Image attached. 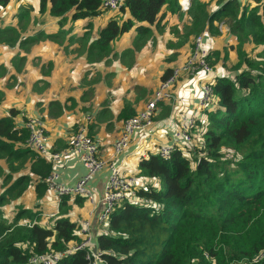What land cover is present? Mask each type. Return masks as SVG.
Segmentation results:
<instances>
[{
    "label": "trees",
    "instance_id": "obj_1",
    "mask_svg": "<svg viewBox=\"0 0 264 264\" xmlns=\"http://www.w3.org/2000/svg\"><path fill=\"white\" fill-rule=\"evenodd\" d=\"M9 1L0 0V8ZM33 1L34 15L27 16V24L0 28L1 43L21 46L20 34L41 13L52 18L60 34L64 20H69L70 31L75 21L86 20L89 25L91 18L104 11L101 0ZM211 1L192 0L186 11L191 20L183 37L173 43L179 47L188 36L205 29L219 34L218 23L228 18L227 31L234 41L223 52L211 48L206 55L210 64L218 65L211 105L201 109L191 126L192 142L185 148L176 145L167 157L156 151L139 157L136 174L153 177L155 183L137 188L138 198L148 203L118 202L109 213L107 228L96 233L106 264H252L241 258L264 250V0H215L210 7ZM165 8L178 10L177 0H125L118 9L124 16L107 18L87 45L86 61L106 57L111 42L130 31L135 33L133 47L123 52L140 50L153 28L161 26ZM170 70L166 68L160 77ZM6 75L0 71V78ZM4 96L0 88V104ZM52 105L62 114L65 103L51 99L48 107ZM160 106L157 118L171 110L163 102ZM4 108H0V160L6 167L0 164L4 182L0 201L10 203L33 180L36 197L41 198L48 189L50 160L26 143L28 116L15 106ZM128 108L124 106L119 115L134 114ZM69 196L60 197L52 223H43L38 211L20 205L10 220L0 221V264H32L28 261L31 254L64 250L79 241L78 222L68 214ZM82 197L75 195V200ZM22 217L35 222L20 225ZM87 262L85 251L78 249L55 264Z\"/></svg>",
    "mask_w": 264,
    "mask_h": 264
},
{
    "label": "crops",
    "instance_id": "obj_2",
    "mask_svg": "<svg viewBox=\"0 0 264 264\" xmlns=\"http://www.w3.org/2000/svg\"><path fill=\"white\" fill-rule=\"evenodd\" d=\"M18 3L16 6L19 5ZM32 3H34L33 0ZM177 3L179 9L174 12L169 8L163 9L161 26L153 28L150 39L146 41L151 43V45L145 47L146 49L144 48L146 52L143 51L144 49H141V51L135 50L138 51L137 55L130 62L127 60L120 61L119 65H117L115 59H118V57H113L114 59L110 62L108 60L104 62L101 59L91 63L87 62L85 56H83V64L74 68L73 65L67 64L66 55L57 51L41 52L39 54V49H33L31 52L26 53L25 56H20L19 62L16 64L11 61L13 57L8 60L11 62L9 64L5 63L6 58L4 55L0 57V71L3 70L4 74L9 73L10 76L12 74L15 75V77H11L9 82H6V76L0 78V88L5 91V102L3 101L0 104V108L5 109L4 107L6 106H15L27 116L40 118L46 131V140L49 148L52 151L62 153L59 160L53 164L54 169L58 172L57 180L59 182L73 185L85 171L77 153L69 147L70 136L75 130V126L83 120L85 115H91L87 128L98 144L99 155L106 159L111 158L113 156V140L119 133L121 120L125 117L119 115L123 111L124 106H129L128 110L131 111L133 109L135 114L143 107L145 101L151 95L164 70L182 62L188 55V50L178 52V48L173 44L178 39V34L183 33L184 28L191 20L188 13H186L189 9L184 11L180 7L179 0H177ZM191 3L192 0L190 5ZM214 5L215 0H213V4L210 7ZM6 6L7 4L1 7L0 11L5 9ZM112 15L110 13L107 14V18ZM44 18L46 17L44 16ZM47 19L48 24L53 27L52 18L47 15ZM223 20L220 22H224ZM85 22L86 20H77L75 24H82L84 27L86 26ZM19 24L20 22L16 25L18 26ZM30 30L31 26L29 25L26 28V32ZM70 31L73 33L77 29L73 27ZM201 33L203 35V44L207 50L210 48H222L215 42L213 44L209 42L210 37H208V34L216 35L215 33L209 32L207 29ZM134 34L133 31H130L122 34L116 40L118 43L115 45L116 52L114 51V53L120 58L123 57L121 50L131 47L130 44H132ZM190 37L194 39L192 35ZM149 47H152L153 50H148ZM11 48H15V46ZM158 54L159 58L155 57ZM12 55L14 54L12 53ZM140 55H143L141 59ZM132 63L134 65L138 63L140 69L137 70V68L133 67L134 65L131 67L130 64ZM92 65L95 67H91ZM5 67L8 68V71ZM213 67L215 70L218 69V65H213ZM95 70L96 72L93 73ZM223 71L226 70L224 69ZM15 90L18 93H15ZM172 90L179 97L184 99L189 97L190 101L195 104L192 96L198 91V82L196 79H191V77L182 76L174 84ZM51 99H58L65 103L62 114L58 113L56 108L53 109V105L48 107ZM163 103L170 106L171 110L169 113L177 111L178 106L172 101H163ZM160 109L161 106H159V112ZM97 116L100 117L99 120ZM147 138L154 141L150 151H155V144L159 145L171 140L170 134L166 131L158 132L153 137L146 136L143 131L134 134L129 147L115 158L123 174H135L138 171V154L142 146L148 142ZM0 164L4 168L6 167L3 160H0ZM106 175L107 170L104 169L90 181V187L95 197L93 204L82 197V195H78L82 197L81 201H76L75 195H70L66 201L69 206L68 214L72 216L71 218L77 222L89 218L95 235L100 228L96 217L103 207L100 198ZM141 177L143 178L144 176ZM35 181H30L20 196L10 198V205L9 203L7 204L10 207L8 216L5 217L12 218L16 211V206L20 205L32 211H38L40 221L50 223V217L44 213L56 210L60 198L58 199L54 190L48 186L44 196L41 198L36 197L34 190ZM3 189L4 182L0 178V192ZM11 218H8V220Z\"/></svg>",
    "mask_w": 264,
    "mask_h": 264
},
{
    "label": "built area",
    "instance_id": "obj_3",
    "mask_svg": "<svg viewBox=\"0 0 264 264\" xmlns=\"http://www.w3.org/2000/svg\"><path fill=\"white\" fill-rule=\"evenodd\" d=\"M191 0H179L182 10L186 11L190 7ZM101 7L106 9L118 10L125 0H101ZM207 49L203 44V35L198 34L194 37L190 52L185 59L172 66L169 74L159 79L157 85L152 90L151 95L145 101L142 108L135 114L124 117L121 120L120 130L112 143L113 156L111 158H103L98 153V144L95 139L88 134L87 123L91 119V115H85L83 120L77 124L72 132L69 140V147L75 151L79 160L82 162L85 171L76 180L73 185H66L59 182L58 172L54 169L53 164L59 160L61 152L52 151L46 140V131L40 118L36 116H28L25 126L28 129V138L26 143L37 154L47 157L51 163V171L46 178L47 185L54 190L56 197L59 199L62 195H82L91 204L94 203V192L90 187V181L94 176L107 170L104 179L101 201L103 207L98 212L97 224H103L107 227V219L109 213L118 202L129 200L148 203L144 198H138L137 188L140 184L155 183L153 177H141L135 174H123L115 160L130 145L131 139L137 132L143 131L146 136L153 137L158 132L166 131L170 134V141L160 143L154 149L162 157H167L171 150L176 146H187L192 142L193 135L191 126L201 115V109L211 105L212 100V82L214 77L218 75L207 59ZM181 76L191 77L198 82V91L192 96L193 102L189 97L185 99L176 95L172 87L180 79ZM163 101H172L178 106L177 111L170 112L164 118H157L160 103ZM142 146L139 151V157H147L151 150L153 140ZM58 212V208L53 211H47L44 214L54 217ZM35 220L28 217H22L19 220L20 225L31 226ZM101 231V230H99ZM77 233L80 237L79 241L73 243L64 250H49L43 253H34L29 256L30 263L55 264V262L64 255H68L75 250L83 249L88 259L87 264H106V259L102 256L104 250L98 248L95 241V234L91 220L83 219L78 222ZM207 256V254H206ZM252 264H264V250L244 258ZM240 263V262H239Z\"/></svg>",
    "mask_w": 264,
    "mask_h": 264
},
{
    "label": "rangeland",
    "instance_id": "obj_4",
    "mask_svg": "<svg viewBox=\"0 0 264 264\" xmlns=\"http://www.w3.org/2000/svg\"><path fill=\"white\" fill-rule=\"evenodd\" d=\"M10 1L11 2L7 3L6 8L0 11V28H4L5 26H8V25L14 26L18 22H20L21 25L27 24L26 23V20L28 19L27 16L28 15H30V16L34 15V12L30 9V5H31L32 0H10ZM17 2H19L18 6H16ZM22 3H25V4H22ZM212 4H213V0L211 1L210 5H212ZM27 8L30 10L28 13L26 12V14H25L23 12V10H25ZM109 13L113 14V15L115 14L116 17H118V18L124 16V14H122L121 12H119L116 9H106L98 17L91 18L90 20H92V21L89 25H86L83 27L82 24H74L73 27L77 29L76 32H73L74 34L72 33V31L68 30L69 25H70L69 20L68 21L64 20L62 22V25H61L62 26V33L58 34V31H56V30L59 27L56 26V28H54V27H51L50 25H48L47 14L41 13L40 17L31 18V25H30L31 30L29 32H23L20 34V36L22 37L21 38V43H22L21 46L17 45L15 48H11L12 46L10 47V45L7 43L0 44V57L2 55H4L6 58L5 63H7V64L11 63L8 60L13 57L11 59V61L14 64H16L19 62L20 56H25L26 53L31 52L33 49H35V50L39 49L38 50L39 54L41 52L57 51L63 55H66L65 60H66L67 64L69 63L70 65H73L74 68H77V67L81 66V64H83V61H82L83 56H87V53H86L87 45L89 43H91V41H93V39L96 37V31L99 30V28L101 26H103L105 19H107V14H109ZM44 16L46 18H44ZM223 21L224 22H220L217 25L218 30L220 32L219 34H216V33H215L216 35L208 34V37H210V41H209L210 44H213L215 42L220 47H222L221 48L222 52L225 49H227V45L229 42L234 41L233 37H230V35L227 31V29H228V22H227L228 18L225 17ZM39 22L41 24H44V26L40 25ZM84 33H85L84 39H83V41H81V39H82L81 37ZM183 33L178 34L177 38L181 39L183 37ZM221 33H223V34H221ZM204 39H205V37H204ZM116 40L112 41L110 44V48H111L110 53L106 57L101 58V59H103L104 62H107L106 60H108L110 62L114 59L113 57H118V59H115L116 62H115V60H114V62L117 65H119L120 61L122 62V61L127 60L128 62H130L132 59H134L136 57L138 51H135V50H133L132 52H129V54L124 53L123 50H121V54L123 55L122 58H120L116 53H114V51L116 52L115 45H117V43H118ZM193 40L194 39H192L190 36H188L186 41L184 42V44L177 47L178 52H183L185 50H188V52H190L189 50H191ZM235 43H236V41L234 42V44ZM15 45H16V43H15ZM130 45H131V47H133V44H130ZM150 45H151V43L145 42V44L142 45L141 49H144L145 47L150 46ZM141 49H140V51H141ZM145 49L143 51H145ZM148 50L152 51L153 48L149 47ZM12 53L14 55H12ZM142 56L143 55L139 56L140 59L142 58ZM155 57L159 58V54ZM104 58H105V60H104ZM101 59H99V60H101ZM87 61L90 62V60H87ZM94 62H97V61H94ZM91 63H93V62H91ZM133 65H134L133 63L130 64L131 67ZM7 67H9V66H7ZM91 67H95V66L92 65ZM133 67L137 68V70L140 69L138 63H136ZM5 69L8 71V68H5ZM95 72H96V70L93 71V73H95ZM8 74L9 73H7V75ZM11 77H15V75L12 74L11 76H9V79L6 80V82H9ZM14 92L18 93V91H16V90ZM7 204L4 203L3 201H0V221H3V220L8 221V218H11V217H5V216H8V210L10 208L9 207L10 203H9V205H7ZM18 207H19V205L16 206V211H17ZM53 219H54V217L53 218L50 217L49 222L52 223ZM46 224H48V223L46 222ZM98 226L100 227L99 230H101V231H104L107 228L106 225H103V224H99ZM245 257H247V256H244L241 259H244Z\"/></svg>",
    "mask_w": 264,
    "mask_h": 264
},
{
    "label": "clouds",
    "instance_id": "obj_5",
    "mask_svg": "<svg viewBox=\"0 0 264 264\" xmlns=\"http://www.w3.org/2000/svg\"><path fill=\"white\" fill-rule=\"evenodd\" d=\"M217 71V70H216Z\"/></svg>",
    "mask_w": 264,
    "mask_h": 264
}]
</instances>
